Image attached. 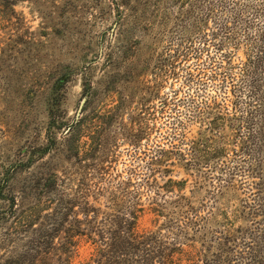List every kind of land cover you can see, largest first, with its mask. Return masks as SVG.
<instances>
[{
	"label": "rangeland",
	"instance_id": "1",
	"mask_svg": "<svg viewBox=\"0 0 264 264\" xmlns=\"http://www.w3.org/2000/svg\"><path fill=\"white\" fill-rule=\"evenodd\" d=\"M259 50L264 0H0V173L22 162L11 183L19 210L39 199L30 185L54 172L85 177L103 210L115 200L143 208L140 231L166 235L174 210L155 204L180 194L202 215L224 211L249 226L243 206L249 184L264 181V143H246L240 129L264 127L243 84L264 98ZM13 223L0 222V259L26 250L25 239L2 244ZM92 250L81 247L76 263Z\"/></svg>",
	"mask_w": 264,
	"mask_h": 264
},
{
	"label": "trees",
	"instance_id": "2",
	"mask_svg": "<svg viewBox=\"0 0 264 264\" xmlns=\"http://www.w3.org/2000/svg\"><path fill=\"white\" fill-rule=\"evenodd\" d=\"M229 25H223L227 33L225 39L231 36ZM263 55L264 50H259L253 63L255 73L262 65ZM243 77L248 76L244 74ZM253 83H243L245 87H250L246 105L249 110L264 108V98L260 99L259 88ZM238 91L241 92L242 88L238 87ZM240 133V139L251 142L255 147L264 143V127L240 129ZM210 151L205 149L206 153ZM239 152L243 155L240 157L241 167L246 162L247 152L245 148L236 151V154ZM221 165L227 164L223 162ZM252 166L250 175L255 171ZM22 167V162L2 167L0 200L9 201L10 207L0 210V222L13 217L16 231L14 238L7 237L2 244L25 239L23 247L26 250L10 251L12 255L0 259V264H264V181H252V186L249 184L251 188L255 186L256 191L251 193V201L243 206V217H248L249 222L247 227L236 228L232 218L224 211L220 214L221 220L214 212L202 215L182 194L176 195L170 202L167 199L163 204L156 202L158 208L172 206L174 210L170 212L169 229L165 235L163 230H139L137 212L143 208L122 211L116 209L120 206L115 203L116 200L112 204L110 202L105 210L92 205L89 201L91 190L84 183L85 177L75 180L60 177L54 172L45 174L37 179L34 186L30 185L32 189L40 190L38 201L25 210H19L20 203L11 190V183L14 173ZM232 167L229 174L234 178L238 166ZM183 182L169 179L166 186L170 184L168 186L172 188ZM20 191L25 193L23 189ZM154 211L163 216V210L154 208ZM239 215L234 212L233 218ZM87 244L93 249L89 258L76 263L79 250Z\"/></svg>",
	"mask_w": 264,
	"mask_h": 264
}]
</instances>
